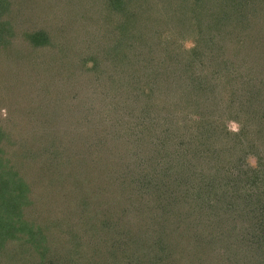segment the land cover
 Here are the masks:
<instances>
[{
  "label": "trees",
  "instance_id": "1",
  "mask_svg": "<svg viewBox=\"0 0 264 264\" xmlns=\"http://www.w3.org/2000/svg\"><path fill=\"white\" fill-rule=\"evenodd\" d=\"M83 1L65 0L42 26L32 0H0V111L32 99L18 79L49 91L53 74L63 95L79 89L60 96L70 123L59 132L53 116L40 121L47 103L57 111L48 95L0 122V264H106L109 253L111 264L139 263L124 224L105 218L91 231L125 210L104 199L115 195L136 201L127 209L140 213L148 253L181 233L186 217L172 210L189 216L205 195L198 243L220 264H264V0ZM250 156L257 166L244 165Z\"/></svg>",
  "mask_w": 264,
  "mask_h": 264
},
{
  "label": "rangeland",
  "instance_id": "2",
  "mask_svg": "<svg viewBox=\"0 0 264 264\" xmlns=\"http://www.w3.org/2000/svg\"><path fill=\"white\" fill-rule=\"evenodd\" d=\"M24 2H25L26 7L28 8L30 0H24ZM80 2L84 3L83 0H72V3H77L76 5H74V7H78L80 5ZM32 3H33V5H35V7H34L35 16H32L31 18H34V20H37L36 22L40 21V23H35V25L39 24V25L43 26L42 23H44V22H41V20L47 21L48 20L47 17L49 15H51L50 17H52V20H53V15L57 16L59 9H65L64 5H67L68 2L65 3V0H40V2L38 3L35 0H32ZM15 5H16V3H15ZM15 5H13V6H15ZM69 5L70 4L68 3V6ZM15 8H16V6H15ZM86 11L89 14L88 8H86ZM25 19L27 21V18H25ZM67 42L69 45L75 46V45H77V43L80 42V40L78 39V37H75V39H71L70 41H67ZM186 45L190 46V43L188 42ZM12 47H16V44H14ZM4 49H5V46H2V52L4 51ZM0 60H1V57H0ZM39 64H36V65L39 66ZM42 65H43V63H42ZM1 67H4L3 63L1 65ZM5 69H6V65H5ZM44 71L46 72V70H44ZM43 75H45V74H40L37 76V78L41 77V79L43 80L44 79ZM57 76L58 75L52 74L49 91L46 88L49 86L42 85L41 83H32L31 82L30 84H32L34 86L30 87L29 81H26V83H27V85H26V84H23L18 79L17 80V86H12V87L18 88V89H23L25 87H28L26 90H28L29 96H32V99L27 98V103L24 102L25 99H16V98L15 99L11 98V100H15V101H13L14 103H11L10 101H8L9 99L7 101H4V105H2V107H4V108L0 111V118H2V119H0V122L4 123V121L6 122L7 120L14 118L15 116L21 117L22 116V114L20 113L21 110L25 107H27L26 109H28L30 100L38 101L41 98H43L44 95H48L50 97V100H51L50 102L52 103V106L54 108H56L57 111L51 112L52 114H50L51 104L47 103L49 112L43 113L40 121L42 120V118H45V117H48L49 115H51L54 117L52 122H53V126L56 129V132L61 131V128H60L61 126L63 128L64 124L68 125L70 123V120H69L70 117L68 116V112L66 110H64V111L60 110L59 105H60L62 100L63 101L66 100L65 102H68V98H66V97H69L70 98L69 100L76 98L77 97L76 95L78 94L79 89H78V87L73 88L74 91L73 92L71 91L72 93H70L68 96H66L67 94L63 95L62 92L68 91L69 87L63 91H59L58 89H56L54 87V83H53L55 81H52V80L54 79V77L57 78ZM55 80L57 82V80H63V78L59 77ZM54 89L57 92H52V90H54ZM18 96L19 97L21 96L20 93L18 94ZM60 96H62V98H64V96H66V97L64 99L61 98L62 99L61 100ZM41 100H43V99H41ZM61 108H63V107H61ZM17 110H19V111H17ZM229 126L232 129L237 128V124L234 122H230ZM16 129L18 130L19 127H17ZM59 134L60 133H58L57 135H59ZM247 162L248 163L244 164L245 166H250V167L257 166V158L256 157H252V156L248 157ZM84 173H86V169L84 170ZM44 178H45L44 175L42 176L39 174L37 180L40 182H38L37 185L35 186L36 189H38V188L41 189V188L46 187L43 184ZM52 189H56V196H61L62 194H64V185L61 181L56 182V186L54 185L52 187ZM173 189L175 191L178 190L177 187H173ZM136 192H138L137 189H136ZM117 198H118V196H116V195L104 197V199L112 201V202H116L118 205H124L126 203L125 210L115 211V212H113V210H110L109 212H107V214H103V218L97 220V224L95 225L94 228L91 227V231L96 232L99 228L102 227V225H105L104 223H102V224L99 223V221L102 222V220H105V218L109 219L110 221L117 220L120 225L124 224L126 226V231L129 233V238H130L126 242V249L127 250L128 249L135 250L133 254L134 255L136 254V256L138 255L137 261H139V263L136 262V264H220L219 260L215 259L216 255L218 254V251H211L209 247H204L203 245H200L198 243L199 242L198 241L199 238L197 235V232L199 231V227L197 225L198 224L197 223L198 217L203 215L205 212L210 211V209L208 208L207 205L204 207H203V205H201V203H205L208 200V198L205 195H201L200 197L198 196L197 197V198H199L198 201H193L194 208L189 212L190 213L189 216H187L188 211L186 209L183 210L182 212H179V210H180L179 206H176V209L172 210V214H174L172 216L173 219L177 218L176 212L178 214H180L181 216L186 217L180 223L176 222V223H178L179 229H181V233H178L177 235L175 234L177 236V239L174 241L173 234H172V232H170L171 234H168L167 235L168 237H166V239L163 238L165 246L162 247L161 249H160L159 245L151 246L149 253L147 250L148 247L142 248V247L147 246V244H141L140 242L136 241V239H137L136 235L140 231V229H137V226H136L137 221L139 219H141V217L139 216L140 213L137 211L134 204H132L131 207H129L127 209V205L129 202L133 203V201L134 202H136V201L135 200L130 201V200L126 199L125 197H123V198L120 197V199L119 198L117 199ZM193 198L194 197H192V198L189 197V201H191ZM66 201H68L67 204H69L68 208H70L71 202L76 203V204H82L81 199H69ZM201 209L203 211H200ZM195 210H196V213H192V212H195ZM204 210H205V212H204ZM100 216L101 215H98V217H100ZM205 216L206 215H203V218ZM162 222H163V220H162ZM168 222L170 224V221H168ZM157 224H160V223L157 222ZM146 228L150 229L148 227H146ZM170 230H171V228H170ZM87 231L89 232V230H87ZM86 235H88V234H86ZM91 235L92 234H89V236H90L89 239L86 238V243L89 242V246H90V243L92 242V245L94 246V242L92 239L93 237H91ZM178 238L180 241L178 240ZM83 239L84 238H82V240ZM149 244H150V242H149ZM86 246L88 247L87 244H86ZM64 248H65V244H62V247L59 251L58 256H62L65 253ZM185 248L186 249L188 248V252L182 251V250L185 251ZM97 249L99 250L98 247H97ZM143 251H146V252H143ZM91 253L95 254L96 252L93 251ZM143 253H145L146 255H143ZM133 254H131L130 252H127L128 256L133 255ZM109 255H111V254L109 253L105 257V261L107 262L106 264H111L108 262V259L110 257ZM84 256H85V254H84ZM133 258H134V256H133ZM128 263H130V262H128ZM83 264H96V262H95V260H93L91 262H83ZM132 264H135V262Z\"/></svg>",
  "mask_w": 264,
  "mask_h": 264
}]
</instances>
